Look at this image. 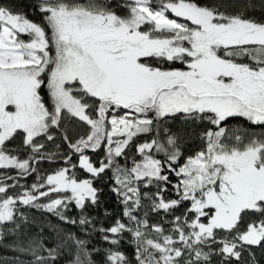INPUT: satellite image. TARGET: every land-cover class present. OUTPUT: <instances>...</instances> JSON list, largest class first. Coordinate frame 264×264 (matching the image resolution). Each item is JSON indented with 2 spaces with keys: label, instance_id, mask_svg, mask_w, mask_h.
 Instances as JSON below:
<instances>
[{
  "label": "snow or ice",
  "instance_id": "obj_1",
  "mask_svg": "<svg viewBox=\"0 0 264 264\" xmlns=\"http://www.w3.org/2000/svg\"><path fill=\"white\" fill-rule=\"evenodd\" d=\"M0 248L261 264L264 0H0Z\"/></svg>",
  "mask_w": 264,
  "mask_h": 264
},
{
  "label": "trees",
  "instance_id": "obj_2",
  "mask_svg": "<svg viewBox=\"0 0 264 264\" xmlns=\"http://www.w3.org/2000/svg\"><path fill=\"white\" fill-rule=\"evenodd\" d=\"M9 2H10V3H13V4L16 5V6H20L21 4H27L28 0H9ZM252 2H253L254 4L259 5V4L261 3V0H252ZM251 14H253V15L259 17V16H261L262 13H261L260 10H256V11H254V12L251 13ZM30 18H31V19H34V20H38V19H39L38 16H31ZM174 127H175V128H180V127H182V126L179 125V124L177 123V125H175ZM192 143H193V146H195V141H193ZM42 167L47 168L48 165H47V164H44V165H42ZM22 182H23V181H22ZM27 182H28V183H31L32 180L29 179ZM105 199H106L105 207H107L109 211L117 210V205L115 204V198H114V197H111L110 195H108V196H106ZM98 211H99V214H100L101 217H102V216H103V209H100V210H98ZM94 214H95V213H94ZM52 219H53V221L55 222V218H52ZM0 255H12V253L7 252V251H6L5 249H3V248H0ZM257 257H258V259H260L261 264H264V256H261V254L259 253V251L257 252Z\"/></svg>",
  "mask_w": 264,
  "mask_h": 264
}]
</instances>
